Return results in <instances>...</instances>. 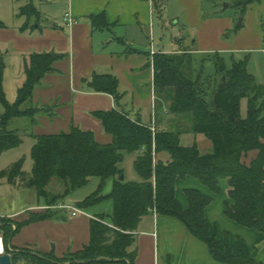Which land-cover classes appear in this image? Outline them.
I'll return each mask as SVG.
<instances>
[{"label":"crops","instance_id":"0c3cea01","mask_svg":"<svg viewBox=\"0 0 264 264\" xmlns=\"http://www.w3.org/2000/svg\"><path fill=\"white\" fill-rule=\"evenodd\" d=\"M238 1L241 0H22V6H19L17 0H12L13 6L9 3L7 11L3 1H0L3 86L12 67L17 66L21 72L19 79H23L18 85L19 92L27 80L26 64L32 55H63L52 64V70L45 74L33 91L28 106L40 109L34 121L28 117L20 118L28 119L29 129L25 132L20 128L14 130L26 135L31 149L35 144L33 136L68 133L73 126L92 131L99 143L108 145L113 142V137L105 132L94 113L119 109L134 121L150 128L155 126L156 131H182V145L185 138V146L196 144L201 154L213 153V142L203 134H193L188 117L172 114L168 104L157 103L153 63L158 54L191 53L193 61L198 57L201 61L212 62L213 57L218 55L227 67H231L236 62V55L251 52L264 54V0L249 5L241 30L233 37L228 35L241 17L242 11L236 4ZM29 3L40 12L39 21L34 17L29 20L27 16H20L19 10ZM163 8L170 13L172 25L180 29L176 40L171 37L170 41L163 29L159 19ZM67 14L76 21L72 26L65 22ZM101 15H104L106 26L93 27L91 18ZM193 68L195 76L199 75L194 62ZM95 75H112L119 80V91L124 95L119 105L114 96L90 88L89 83ZM17 98L18 95L14 102H10L7 97L10 103H15ZM257 154L249 153L245 161L250 163ZM28 156L31 158V153L20 156L15 162L23 157L27 160ZM128 156L134 164L138 154ZM169 160L168 153L155 155V162ZM26 172L31 171L26 169ZM124 174L127 181H141L139 175L135 177L132 173L128 179L125 171ZM5 182L1 181L0 187ZM219 188L220 193L215 194L198 179L188 176L177 180L176 198L187 210L190 206L186 194L188 190H197L211 197L212 202L205 210L211 232L222 243L228 236L235 254L239 253V241H243L250 256L264 264V234L241 226L226 216V205H232L229 179L220 178ZM104 189L111 193L113 181L109 180ZM6 194H0V221L8 220L13 229L26 223L11 239L10 248L13 251L25 249L64 259L90 244L91 220L99 214H107L99 204L94 207V213L90 212L92 207L78 209L80 213L73 216L58 208L69 198L57 206H49L37 192L33 197L30 195V203L36 204L7 211L1 206V199ZM7 195L11 197L10 202H15L12 194ZM40 201L43 202L41 206ZM78 202L68 205L76 207ZM45 213H52L53 216L31 222L33 216ZM133 249L137 251L135 264H223L213 259L207 245L194 237L180 220L154 212L142 219Z\"/></svg>","mask_w":264,"mask_h":264},{"label":"trees","instance_id":"16d2710c","mask_svg":"<svg viewBox=\"0 0 264 264\" xmlns=\"http://www.w3.org/2000/svg\"><path fill=\"white\" fill-rule=\"evenodd\" d=\"M256 2L259 0H241L236 4L244 14L248 6ZM20 16L41 19L32 3L20 9ZM103 20L104 15L92 17L93 27L106 26ZM61 58L63 55L57 53L32 55L26 64L27 80L15 103L7 99L4 67L0 66V103L4 107L0 118V156L23 144L20 132L10 129V123L27 117L34 121L40 109L28 106L33 91L52 70V64ZM193 62L191 53L156 55L153 63L155 95L159 105L169 104L170 113L188 117L191 132L208 137L214 144V152L203 155L196 144L182 145V131L157 130L153 134L150 127L132 120L119 109L94 113L105 132L113 137L108 145L99 143L92 131L75 126L68 133L33 136L31 172L24 170L26 159L23 157L0 171V182L5 180L16 189L34 188L47 205L57 206L87 186L91 179L99 178L96 192L78 202L76 208L87 210L111 200L113 210L93 218L90 244L64 259L25 249L11 250L12 237L26 223L13 229L8 220H1L5 254L11 256L14 264H135L136 233L142 219L154 210L159 215L180 220L194 237L207 245L215 261L260 264L250 256L243 241H239V253L235 254L228 236L222 243L211 232L205 216L211 197L188 190L190 206L184 210L176 198V184L178 179L191 176L219 194V179L228 178L232 205H226V216L264 234V84L249 72L248 58L227 67L224 59L217 55L215 71L208 76L203 73L195 76ZM89 86L95 92L114 96L118 105L124 96L119 91V80L112 75H95ZM242 99L248 100L246 118L241 114ZM251 152L258 154L247 163L245 158ZM160 153H168L170 160L155 162V155ZM132 154H138L134 168L141 181L125 179L122 164L126 155ZM54 179L64 183L63 192L53 194L47 190ZM109 180L113 181V189L104 194ZM52 216V213L33 216L31 222Z\"/></svg>","mask_w":264,"mask_h":264},{"label":"rangeland","instance_id":"374dc122","mask_svg":"<svg viewBox=\"0 0 264 264\" xmlns=\"http://www.w3.org/2000/svg\"><path fill=\"white\" fill-rule=\"evenodd\" d=\"M3 1V6L4 9L9 8V3L11 4L12 0H0ZM22 0H17V3L19 6H22ZM227 4L223 5V8L226 7ZM11 6H13V3L11 4ZM233 9V7H232ZM4 12V10H3ZM246 12V11H245ZM241 12L237 25L235 26V28L232 29V31H230L228 33V35L230 37H233L235 34H237V32H239L241 30L240 27L238 26L239 20L244 18L245 15ZM2 13V12H1ZM20 13V10H19ZM4 16V15H3ZM170 13L167 10L160 11L159 14V19L162 23L163 29L164 31L167 33L168 39L170 41H172L171 37H175V40L177 37H179V27L176 28L172 25L171 19H170ZM162 19V20H161ZM6 22H10V21H6ZM264 34V31H263ZM171 43V42H170ZM177 48H179V43L177 42ZM213 57V56H212ZM215 59V57H213ZM248 58V70L251 74H253L257 81L259 83L264 84V54L263 53H259V52H251V53H246V54H239L236 55V62L238 61H243L244 59ZM214 59H212V62L209 61H201L198 57L194 60V65H195V69L197 70V73H201L203 72V74L205 76H208L209 74L214 73L215 71V66H214ZM203 65H205L204 67H202ZM20 68L19 67H15L13 66L11 69V74L8 73V77L5 81V85H4V89L6 90L7 93V97L9 99L10 102H14V100L16 99L17 95H18V85L20 84L21 80L23 79H19V75H20ZM21 77V76H20ZM169 105V104H168ZM241 114L243 118L247 117L248 114V100L247 99H242L241 101ZM4 113V107L2 104H0V118L2 116V114ZM29 122L28 119H14L11 121L10 123V129H16V128H20V130H22V132L27 131L29 128ZM22 134V133H21ZM184 134V133H183ZM25 138V142L24 144L18 149V150H13L11 152H8L6 154H4V156H2L0 158V170L2 169H6L9 166L12 165V163L15 162V160H17L20 156H24L26 155H30L31 153V142L30 140L27 139V137H25L26 135H21ZM185 144V138L183 139V145ZM185 146V145H184ZM130 156L126 155L125 157V161L122 164V169L126 172V176H128V179L132 176V173L134 174V176H138V174L135 171L134 168V164L130 162ZM27 160H25V164H24V170L26 171H31L32 170V160L31 158L28 156L26 157ZM99 178H93L91 179L90 183L81 188L78 189L77 191H75L68 199L67 203H74L79 201L82 202L84 199H86L88 196L92 195L94 192H96V190L98 189V185H99ZM129 181V180H128ZM47 190L53 194H58L60 192H62L64 190V183L58 179H54L51 184L48 186ZM7 192V194H12V198L15 200V202H10V196L9 195H5L4 198L1 199L2 203L1 206L3 208H5L7 211H12L13 209L18 210L20 207L25 206L26 204H36L35 203H30V195L35 196L36 195V190L34 188H22V189H16L14 188L12 185L8 184L7 182L3 183L0 187V194H5ZM9 192V193H8ZM104 194H108L107 189H104ZM33 199V198H32ZM40 206L43 205V202L40 201ZM39 206V205H37ZM101 209H103L105 213L110 214L112 212V201L111 200H107L105 202H103L102 204H100ZM94 207L92 208V211H90L91 213H94ZM3 233L0 231V237L3 238ZM5 254V253H4ZM19 264H24V263H19Z\"/></svg>","mask_w":264,"mask_h":264},{"label":"built area","instance_id":"2783aa9c","mask_svg":"<svg viewBox=\"0 0 264 264\" xmlns=\"http://www.w3.org/2000/svg\"><path fill=\"white\" fill-rule=\"evenodd\" d=\"M65 22H67L70 26H72L73 24H75V20H73V18L71 17L70 14H67L65 16ZM153 134L156 133V129L155 126H153L151 128ZM58 208L62 209V210H66L67 212L71 213L73 216H76L78 213H80V210H78L76 207H74L73 205H68V204H61L58 206ZM154 213H156V211L154 210ZM2 238V237H1ZM3 241V239H2ZM5 253V251H4ZM3 253V254H4Z\"/></svg>","mask_w":264,"mask_h":264},{"label":"water","instance_id":"95a60500","mask_svg":"<svg viewBox=\"0 0 264 264\" xmlns=\"http://www.w3.org/2000/svg\"><path fill=\"white\" fill-rule=\"evenodd\" d=\"M241 25H242V19L239 20L238 27H240ZM121 180H124V176L121 177ZM98 260H101V258H99ZM0 264H14V262L10 255L2 254L0 255Z\"/></svg>","mask_w":264,"mask_h":264},{"label":"bare ground","instance_id":"6f19581e","mask_svg":"<svg viewBox=\"0 0 264 264\" xmlns=\"http://www.w3.org/2000/svg\"><path fill=\"white\" fill-rule=\"evenodd\" d=\"M78 209V208H77ZM3 241H2V238L0 237V255H2L4 253V247H3Z\"/></svg>","mask_w":264,"mask_h":264}]
</instances>
